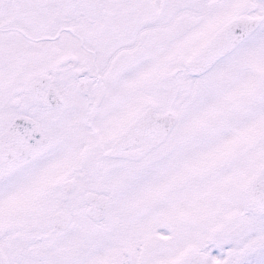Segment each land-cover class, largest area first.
<instances>
[{"label":"snow or ice","instance_id":"obj_1","mask_svg":"<svg viewBox=\"0 0 264 264\" xmlns=\"http://www.w3.org/2000/svg\"><path fill=\"white\" fill-rule=\"evenodd\" d=\"M0 264H264V0H0Z\"/></svg>","mask_w":264,"mask_h":264}]
</instances>
